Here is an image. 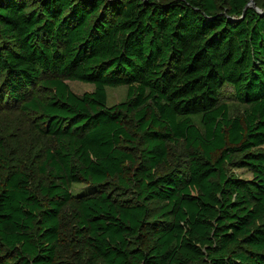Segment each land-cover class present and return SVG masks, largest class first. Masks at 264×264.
Here are the masks:
<instances>
[{
    "label": "trees",
    "instance_id": "16d2710c",
    "mask_svg": "<svg viewBox=\"0 0 264 264\" xmlns=\"http://www.w3.org/2000/svg\"><path fill=\"white\" fill-rule=\"evenodd\" d=\"M256 3L0 0L1 101L37 123L27 160L12 152L13 124L0 125V264H60L70 239L77 264H264ZM226 86L242 116L221 103ZM120 87L127 99L110 106ZM40 138L52 145L38 166ZM171 146L187 160L172 167ZM110 182L134 198H115ZM82 183L91 192L74 201Z\"/></svg>",
    "mask_w": 264,
    "mask_h": 264
},
{
    "label": "rangeland",
    "instance_id": "374dc122",
    "mask_svg": "<svg viewBox=\"0 0 264 264\" xmlns=\"http://www.w3.org/2000/svg\"><path fill=\"white\" fill-rule=\"evenodd\" d=\"M160 1V0H157ZM256 1L258 0H249L250 6L252 8H255L257 11H261L257 7ZM264 3V0H261ZM2 76L0 75V85L2 82ZM69 85L71 89L78 95H82L87 92H92L94 90L93 85L89 84H82L78 82H69ZM36 96H39L41 98L47 97V92L44 89L35 88L32 92ZM127 93L128 89L125 87H120L116 89H109L108 95H109V105H115L121 102H124L127 99ZM1 98H3L2 93H0V125H2L3 122L8 121L11 125L13 124V127H15V131L13 133V139L14 141L10 143L12 144V152L16 153L17 151H22V156H19L22 160H27L29 157V153L33 150L32 147L36 146L34 142L35 137V120L33 117H31L27 112H25L23 109H21V105L10 103L7 101H1ZM220 101L221 103H225L228 105L230 114L232 116H242L247 109L246 106L241 105L239 102L235 99V93L234 89L230 86H226L220 95ZM20 145V146H19ZM52 145L51 141L46 138H40V143L36 147V154L34 156L39 157L37 161V165L40 166L44 160V150L47 147H50ZM170 165L172 167L177 166L187 160V157L185 158V153L181 148L173 147L171 146L170 150ZM33 156V157H34ZM169 167L162 168V171H167ZM235 174L241 175L245 178H249L250 174L246 172L245 170H233ZM39 179H44L42 176L39 175ZM106 189L113 195L115 198L118 199H133L134 195L129 194L128 192L117 190V188L114 186L113 182L108 183ZM71 194L73 197V200L76 201L78 198H80L83 195H87L91 192V188L88 184L82 183V184H74L72 185ZM70 208L69 206L65 207L63 212L69 214ZM65 246V248H64ZM61 248V251L59 253V263L60 264H77L78 263V257L76 256L79 251H82L83 247L78 242L74 241V244H71V239ZM85 252V251H84Z\"/></svg>",
    "mask_w": 264,
    "mask_h": 264
},
{
    "label": "water",
    "instance_id": "95a60500",
    "mask_svg": "<svg viewBox=\"0 0 264 264\" xmlns=\"http://www.w3.org/2000/svg\"><path fill=\"white\" fill-rule=\"evenodd\" d=\"M248 7H252V6H250V4H249ZM262 14H264V13H262Z\"/></svg>",
    "mask_w": 264,
    "mask_h": 264
}]
</instances>
